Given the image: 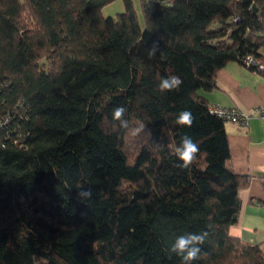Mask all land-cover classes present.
<instances>
[{
  "label": "trees",
  "instance_id": "1",
  "mask_svg": "<svg viewBox=\"0 0 264 264\" xmlns=\"http://www.w3.org/2000/svg\"><path fill=\"white\" fill-rule=\"evenodd\" d=\"M111 1L0 0V264H181L168 248L201 231L193 264H264L230 232L248 178L200 94L231 61L264 75V0H139L143 25L132 0L103 16ZM119 106L151 135L131 140ZM185 135L200 151L181 168Z\"/></svg>",
  "mask_w": 264,
  "mask_h": 264
},
{
  "label": "crops",
  "instance_id": "2",
  "mask_svg": "<svg viewBox=\"0 0 264 264\" xmlns=\"http://www.w3.org/2000/svg\"><path fill=\"white\" fill-rule=\"evenodd\" d=\"M216 85L200 90L208 104L236 107L251 114L245 125L226 121L229 165L248 182L238 191L241 208L230 232L264 247V118L253 110L264 104V75L243 64L228 62L215 75Z\"/></svg>",
  "mask_w": 264,
  "mask_h": 264
},
{
  "label": "clouds",
  "instance_id": "3",
  "mask_svg": "<svg viewBox=\"0 0 264 264\" xmlns=\"http://www.w3.org/2000/svg\"><path fill=\"white\" fill-rule=\"evenodd\" d=\"M159 51V43L153 41L149 48L150 58H154ZM182 84L180 77L176 75H170L166 78H162L159 82L158 88L160 92H170L178 89ZM127 109L123 106L116 107L112 113V120L118 122V127L125 130L132 136H139L141 134L151 135L150 131H146V125L139 124L138 126H130V122L125 118ZM194 122V117L190 111H181L175 123L180 126L191 127ZM162 148V145H157ZM200 151L199 145L193 141L190 136L181 137L179 146L175 149V155L181 162L178 166L181 168H188L196 160ZM77 199L81 202L92 198V191L89 188L81 187L76 193ZM208 231H201L200 233H188L185 235H179L175 238L174 242L168 248L169 256L175 254L180 258L181 264H193L194 261L199 259L201 253V245H203L208 239Z\"/></svg>",
  "mask_w": 264,
  "mask_h": 264
},
{
  "label": "built area",
  "instance_id": "4",
  "mask_svg": "<svg viewBox=\"0 0 264 264\" xmlns=\"http://www.w3.org/2000/svg\"><path fill=\"white\" fill-rule=\"evenodd\" d=\"M209 108L213 113L224 117L227 121L237 122L243 125L247 123V119L251 115L241 111L236 107H225L217 104H209ZM252 113H257L262 118H264V104L257 106Z\"/></svg>",
  "mask_w": 264,
  "mask_h": 264
},
{
  "label": "rangeland",
  "instance_id": "5",
  "mask_svg": "<svg viewBox=\"0 0 264 264\" xmlns=\"http://www.w3.org/2000/svg\"><path fill=\"white\" fill-rule=\"evenodd\" d=\"M134 9L136 11L138 20L140 22L141 25H143V17H142V11H141V7H140V3L139 0H132ZM124 10V3L123 0H112L111 2L107 3L106 5H104L102 7V14L103 16H110L112 18H115L117 13L121 12ZM130 135V139L134 140L136 139L135 136ZM131 143V141H129Z\"/></svg>",
  "mask_w": 264,
  "mask_h": 264
}]
</instances>
